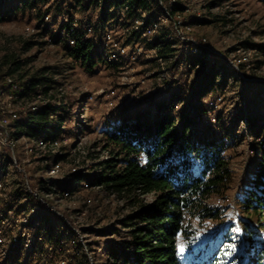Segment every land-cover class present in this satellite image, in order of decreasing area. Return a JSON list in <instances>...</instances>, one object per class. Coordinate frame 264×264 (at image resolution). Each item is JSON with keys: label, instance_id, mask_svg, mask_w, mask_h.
<instances>
[{"label": "rangeland", "instance_id": "rangeland-1", "mask_svg": "<svg viewBox=\"0 0 264 264\" xmlns=\"http://www.w3.org/2000/svg\"><path fill=\"white\" fill-rule=\"evenodd\" d=\"M90 1L89 7L82 10L74 0H59L52 13L53 18L49 21L43 19L40 12L30 8L20 12L17 17L0 22V78L8 75L10 66L9 63H5V57L10 55L19 57L24 64L14 75L15 81L21 76L30 77L44 70L45 77L52 79V82L39 88L47 89V92H43L45 101L65 107L73 113L75 119L63 126L65 129H73L76 139L63 136L61 141H66L69 149L62 152L61 147L65 144L56 147L47 145L42 149L20 139L21 130L15 122L13 134L15 138L20 139L16 148L20 168L14 165L8 154L6 160L7 192L17 209H21L26 215L31 213L32 209L28 205L32 200L30 192L38 191L41 196H46L47 191L59 193L50 194L48 198L50 207L58 214L55 213L51 222L42 223L43 229L50 227L49 225L54 229L55 240L52 244L56 245L57 237L64 234L65 245L60 244V253L55 259H51L52 264H59L63 259H66L67 264H112L108 262L103 250L106 239L101 238L100 233L108 229L119 231L122 235L126 233L120 223L130 215L131 209L125 201L110 197L109 193L100 187L95 186L87 191L86 186L85 189L82 188L84 186H79L74 194L62 199V190H56L54 186L49 185L57 179L66 181L74 171L97 177L100 173L97 163L109 157L105 149V132L117 123L118 112L133 108L141 110L150 108L151 115H155L152 102L167 100L178 84L184 80L186 83L192 81L186 79L178 65L174 63V59L182 55L181 46L167 22L161 23L157 35L166 36V44L171 46L174 54H170L169 59H164L163 63H160L156 59L158 49L147 44L151 43L149 41L154 37L148 42L145 40L128 42L130 32L134 29L133 25L118 23L111 16L108 17L103 8L105 0ZM14 2L21 6L23 0H8L7 5L15 6L12 4ZM186 5L190 9L185 15L187 22H192L193 19L204 20L203 25H193V35L197 38H206L215 52L230 61L245 59L247 54L242 53L251 52L239 65V70L233 69L229 60L221 57L212 58L213 56L207 58L220 63L221 75L218 85L221 79L226 77L228 86L217 94L218 98L211 99L210 114L203 122L217 125L214 128L217 133L226 132L228 135L226 153L231 162L233 183L225 198L213 197L207 201L210 207L221 211L220 218L216 220L188 218L198 243H202L227 223H238L240 215L235 203L236 195L242 191L244 181L256 160V152L252 149L255 140L248 135H253L257 127L264 126V3L260 0H188ZM57 6L60 7L59 12L56 10ZM151 13H158V17L160 16V11L155 6ZM64 16L78 20L87 17L97 26L118 27L122 43L140 45L145 53L132 66L133 69L110 63L104 59V50L99 40L102 34L96 32L90 39L101 52V67L93 74H86L67 58L68 44L56 36L55 30ZM28 28L33 31L28 32ZM125 31L128 32L124 35ZM27 42H33L35 45L30 50H25ZM104 65H112V68L108 69ZM142 81L145 83L142 84ZM112 91H115V96L108 98ZM82 99L83 105L79 103ZM149 99L150 102H147ZM38 100H41L38 94L28 96L20 107V114L29 111L33 103L41 106V101ZM110 100L113 102L112 106ZM87 101L90 102L89 107L86 106ZM246 117L256 120V123L254 125L247 123L244 120ZM262 137L264 138V131ZM61 153H67V156L64 160L58 161L56 156ZM66 227L69 228V232ZM75 230L77 233L73 235L71 231ZM29 233L32 239L37 234L34 230H30ZM36 244L45 252L46 241H34L33 245ZM245 252L244 248H240L235 255L241 256ZM21 257L29 264H34V261L38 260L42 264H50L46 261V254L43 256L44 259L34 257V251L29 248L24 249ZM238 264H244L242 258H239Z\"/></svg>", "mask_w": 264, "mask_h": 264}, {"label": "trees", "instance_id": "trees-1", "mask_svg": "<svg viewBox=\"0 0 264 264\" xmlns=\"http://www.w3.org/2000/svg\"><path fill=\"white\" fill-rule=\"evenodd\" d=\"M7 1L0 0V22L17 17L30 8L40 12L43 19L48 14L53 18L52 13L59 0H23L21 6L15 2L12 3L15 6H9ZM260 1L264 3V0ZM74 2L82 10L91 4L90 0ZM123 4L130 8L126 24L133 25L135 19L148 13L142 28L148 26L150 17H158V13H151L154 6L162 15L156 0H105L104 12L114 19L109 9ZM57 7L59 12L60 7ZM178 11L183 12L184 7L176 5L173 13ZM189 23L203 25L204 20L193 19ZM66 29L67 25L61 22L56 36L68 44L67 58L86 74H93L101 67V52L96 43L90 38L84 39V32L79 29L74 34L76 45L71 49L68 38L63 35ZM142 32L133 29L128 42H148ZM165 37L154 36L147 44L158 49V56L166 60L174 54V50L166 44ZM34 45L27 42L24 49L30 50ZM5 63L10 66L7 74L13 77L24 66L15 55L6 56ZM174 63H178L176 58ZM199 64L201 67L192 81L186 83L184 80L178 84L167 100L152 102L155 115H151L150 108L118 112L117 123L105 132V149L109 157L97 163L100 168L97 177L74 171L66 181L57 179L49 185L71 193H75L79 186H84L83 189L86 185L90 188L96 186L107 191L110 197L126 202L131 213L120 223L126 233L122 235L114 229L100 233V237L106 239L103 250L109 263L238 264L239 258H242L244 264H264V126L257 127L253 135H248L255 140L252 149L256 152V160L242 191L236 195L235 203L240 215L238 223H227L204 242L198 243L188 221L190 217L201 220L220 218L221 211L210 207L207 201L213 197L225 198L233 183L231 162L226 153L228 135L226 132L217 133L214 130L217 125L203 122L210 114L211 99H216L217 94L228 86V80L223 77L218 85L221 75L219 62L198 58L195 65ZM104 66L112 68V65ZM50 82L52 79L45 77V71L41 70L30 77L21 76L16 85L18 89L25 90L26 96H30L40 91L47 92V89L39 88ZM86 106H90L89 101ZM73 120V113L65 107L47 103L35 111L21 113L16 123L22 136L29 140L42 138L51 144L61 141L63 136L76 139L73 129L63 128L64 124ZM244 120L251 125L256 123L249 117ZM68 149L67 145H63L61 152ZM67 153L56 156L57 160H64ZM29 195L32 200L28 205L35 209L34 217L40 218L42 223L51 222L55 214L31 193ZM33 221L34 218L32 224ZM49 226L43 237L46 242L52 243L55 240L54 229ZM66 228L68 231L69 228ZM71 233L76 235L74 231ZM56 241V245L64 241V234ZM240 248L245 249V254L235 255Z\"/></svg>", "mask_w": 264, "mask_h": 264}, {"label": "built area", "instance_id": "built-area-1", "mask_svg": "<svg viewBox=\"0 0 264 264\" xmlns=\"http://www.w3.org/2000/svg\"><path fill=\"white\" fill-rule=\"evenodd\" d=\"M153 1V0H149ZM158 7L162 11V15L159 17H150V24L144 28V22L148 19V13H143L142 18L135 19L133 27L136 31L143 30L142 36L148 40L156 36L159 32L161 23L167 22L171 27L172 32L177 39L181 50L182 55L177 56L178 67L183 72V75L186 79L191 80L195 76V72L200 69V64L195 65V61L198 58L207 59L219 57L227 59L215 52L208 40L206 38H197L193 35V25L186 21L185 15L190 12L189 7L186 5L188 0H156ZM176 5L184 7V11H178L173 13V9ZM111 14H114V20L118 23H125L127 20V15L130 12L128 5H114L109 9ZM51 15L48 14L45 16V20L49 21ZM61 22L67 25V29L63 32V35L68 38L69 47L72 49L77 42V38L74 37V34L77 30L82 29L84 32V39H89L95 33H101L102 37L99 39L104 50V59L110 63L120 64L124 66L123 68L133 69L132 66L137 62L140 56L144 55V48L140 45H130L122 43L119 39L120 35L118 33V27L114 26H97L87 17H83L81 20L76 18H70L64 16ZM58 29L55 31L57 32ZM28 32H32L31 28L27 29ZM128 31L124 32V35ZM156 53V51L154 50ZM241 51H238V53ZM246 55L245 59H234L229 60L232 68L239 70V65L242 64L244 60L248 58L251 52L244 51L242 53ZM249 54V55H248ZM156 59L158 62L163 63L164 59L158 56L156 53ZM208 60V59H207ZM238 62V64L236 63ZM134 78V77H133ZM142 84L145 81L141 82ZM23 88H19L16 85L15 78L11 75H5L3 78H0V264H29L27 261H24L21 257L24 249H31L34 251V257H42L47 255V262H52L51 259H55L59 252V247L65 245V241H61L60 244L54 245L47 242L45 252L41 251L38 247V244L33 245V242H42L45 241L43 235L46 232V229H43V224L40 218L34 217L35 209L30 210L31 213L25 214L21 209H17L14 205L11 197L7 192V185L5 182L6 176V160L7 154L13 160L14 165L19 167V162L17 160L16 148L20 139L29 141L33 143L36 147L46 148L47 145L52 147L60 146L61 144H67L66 141H57L55 143L48 144L42 138H36L29 140L24 136H21L20 139L15 138L13 134V124L19 120L21 106L24 100L28 97L25 94ZM115 91H112L108 98L115 96ZM38 98L41 100V104H47L48 101H45L44 94L39 93ZM110 105H113L112 100L109 101ZM39 106L36 103L31 104L29 111H35ZM20 168V167H19ZM21 171V169H20ZM26 175V173H25ZM87 191H89V186L86 185ZM31 195L36 198L43 206H45L49 211L52 210V213H57L54 211V208H51L49 205L48 198L50 194H57V192L47 191L46 196H41L38 191L30 192ZM74 194V192H69L62 190V199H67ZM46 200V201H45ZM58 214V213H57ZM29 216V217H27ZM29 218V219H28ZM34 218L33 224L31 220ZM69 225V223L66 222ZM70 226V225H69ZM30 230L37 232L35 238L30 237ZM75 233L77 231L75 230ZM61 250V249H60ZM37 254V255H36ZM50 263V264H52ZM34 264H42L40 260L37 262L34 261ZM59 264H67L66 259H63Z\"/></svg>", "mask_w": 264, "mask_h": 264}, {"label": "snow or ice", "instance_id": "snow-or-ice-1", "mask_svg": "<svg viewBox=\"0 0 264 264\" xmlns=\"http://www.w3.org/2000/svg\"><path fill=\"white\" fill-rule=\"evenodd\" d=\"M237 230H239V229H237ZM180 250H181V252H182V251H183V247H181V249H180Z\"/></svg>", "mask_w": 264, "mask_h": 264}]
</instances>
